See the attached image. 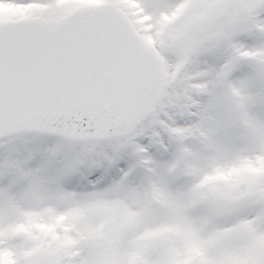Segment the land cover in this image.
I'll list each match as a JSON object with an SVG mask.
<instances>
[{
  "label": "snow or ice",
  "instance_id": "6c2138e0",
  "mask_svg": "<svg viewBox=\"0 0 264 264\" xmlns=\"http://www.w3.org/2000/svg\"><path fill=\"white\" fill-rule=\"evenodd\" d=\"M0 264H264V0H0Z\"/></svg>",
  "mask_w": 264,
  "mask_h": 264
}]
</instances>
